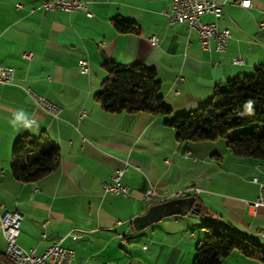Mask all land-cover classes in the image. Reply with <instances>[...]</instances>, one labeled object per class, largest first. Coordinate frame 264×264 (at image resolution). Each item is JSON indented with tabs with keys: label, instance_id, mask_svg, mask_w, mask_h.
I'll return each mask as SVG.
<instances>
[{
	"label": "crops",
	"instance_id": "obj_1",
	"mask_svg": "<svg viewBox=\"0 0 264 264\" xmlns=\"http://www.w3.org/2000/svg\"><path fill=\"white\" fill-rule=\"evenodd\" d=\"M43 1L0 0V65L14 68L13 83H0V205L21 215L17 244L41 254L58 241L73 250V264H191L204 225L214 222L264 246L258 234L264 207L250 206L259 192L250 178L262 176L264 160L230 156L211 141L179 142L165 116L107 112L94 98L105 77L102 64L137 62L156 71L172 115L205 104L215 87L264 65V0H250L248 8L218 0V26L230 30L220 52L203 49L194 30L169 21L170 0H84L91 16L45 11ZM116 16L138 31H117ZM201 19L214 20L211 14ZM81 59L88 73L79 71ZM25 87L57 104L58 116L42 112ZM22 135L59 148L55 168L34 181L18 180L10 170L12 145ZM124 166L128 194L105 192L113 171ZM151 186L157 195L147 199ZM190 196L199 213H174L143 229L132 223L150 206ZM5 245L0 228V264H9Z\"/></svg>",
	"mask_w": 264,
	"mask_h": 264
},
{
	"label": "trees",
	"instance_id": "obj_2",
	"mask_svg": "<svg viewBox=\"0 0 264 264\" xmlns=\"http://www.w3.org/2000/svg\"><path fill=\"white\" fill-rule=\"evenodd\" d=\"M113 25L119 32L138 31L133 22L118 16ZM102 67L105 77L94 98L105 111L162 115L179 142L223 138L234 156L264 160V65L256 66L250 75L228 79L214 88L205 104L177 115L164 104L154 69L137 62H108ZM58 158L59 148L50 140L22 135L12 145L10 170L18 180L34 181L53 170ZM204 230L191 264H221L234 251L264 261L261 246L246 236L214 222L205 224Z\"/></svg>",
	"mask_w": 264,
	"mask_h": 264
},
{
	"label": "built area",
	"instance_id": "obj_3",
	"mask_svg": "<svg viewBox=\"0 0 264 264\" xmlns=\"http://www.w3.org/2000/svg\"><path fill=\"white\" fill-rule=\"evenodd\" d=\"M171 11L167 14L169 21L175 23H183L188 28L197 33L200 45L205 50L211 48L216 51L225 50L230 38V30L220 28L218 20L223 14V3L218 0H170ZM238 5L241 7H250V0H239ZM41 7L45 11L62 9L66 11L84 10L87 16L92 13L87 9V2L84 0H44ZM202 14H211L214 18L212 22H204L201 19ZM259 28L264 29L263 24ZM149 41L152 44L157 42V37L151 35ZM24 56L30 57V54ZM234 64L241 63L240 58L232 60ZM79 71L88 73L89 66L86 60L78 61ZM14 80V68L11 66L0 65V83L11 84ZM24 91L42 112L51 116L57 117L60 107L46 98L38 94L30 87H25ZM85 115L82 111L81 116ZM32 121V120H30ZM126 166L116 168L111 175V183L104 184L105 192H110L115 195L126 196L128 194V185L122 182V177ZM250 182L258 184V196L250 202L251 207H264V180L259 181L257 177H252ZM188 190H199L190 187ZM186 191V190H185ZM185 191L178 192L176 195H184ZM154 186L146 192V198L151 199L156 196ZM21 215L17 211H3V206L0 205V228L5 239L4 254L9 256L11 260H15L16 264H73L74 252L72 249L62 246L58 241L52 242L44 252L38 254L34 249L25 250L17 244V238L20 232ZM258 234L264 237V229H261ZM82 234H73V237H79Z\"/></svg>",
	"mask_w": 264,
	"mask_h": 264
},
{
	"label": "water",
	"instance_id": "obj_4",
	"mask_svg": "<svg viewBox=\"0 0 264 264\" xmlns=\"http://www.w3.org/2000/svg\"><path fill=\"white\" fill-rule=\"evenodd\" d=\"M197 209L194 197L190 196L184 199H176L164 202L158 205L150 206L144 214L132 219V223L137 229H143L157 219L174 213L193 212Z\"/></svg>",
	"mask_w": 264,
	"mask_h": 264
},
{
	"label": "rangeland",
	"instance_id": "obj_5",
	"mask_svg": "<svg viewBox=\"0 0 264 264\" xmlns=\"http://www.w3.org/2000/svg\"><path fill=\"white\" fill-rule=\"evenodd\" d=\"M211 142H212L211 144H213V146H215L216 148H222V149L227 148V150H228V147L226 146V142H225V140L223 138H218L215 141H211ZM228 152H229V155L231 154L230 156H234L229 150H228ZM260 174H262V176H258L257 175L258 178L260 177V179H263L264 180V167H263V170L260 172ZM252 208L254 210L257 207L256 208L252 207ZM261 249H262V251L264 253V246H261ZM233 254H238V253H237V251H234ZM228 258H229L228 261H226L224 264H264V261H262L260 259L248 258V260H249L248 263H245V262H242L239 259L233 257V255H230V257H228ZM222 262H224V261H222Z\"/></svg>",
	"mask_w": 264,
	"mask_h": 264
},
{
	"label": "clouds",
	"instance_id": "obj_6",
	"mask_svg": "<svg viewBox=\"0 0 264 264\" xmlns=\"http://www.w3.org/2000/svg\"><path fill=\"white\" fill-rule=\"evenodd\" d=\"M22 118H23V117H22V114H21V115H18V116L16 117V120L12 122L13 125L15 126V125H16V122H17V121H21ZM24 126H25V127H31V125L28 124L27 122H25Z\"/></svg>",
	"mask_w": 264,
	"mask_h": 264
},
{
	"label": "bare ground",
	"instance_id": "obj_7",
	"mask_svg": "<svg viewBox=\"0 0 264 264\" xmlns=\"http://www.w3.org/2000/svg\"><path fill=\"white\" fill-rule=\"evenodd\" d=\"M78 234H80V233L78 232ZM4 255H5V254H4ZM5 257H6V259H7L11 264H16V261H15V260H11L9 256H6V255H5Z\"/></svg>",
	"mask_w": 264,
	"mask_h": 264
}]
</instances>
